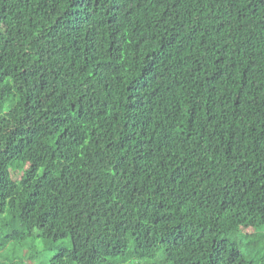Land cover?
Segmentation results:
<instances>
[{
  "label": "trees",
  "instance_id": "obj_1",
  "mask_svg": "<svg viewBox=\"0 0 264 264\" xmlns=\"http://www.w3.org/2000/svg\"><path fill=\"white\" fill-rule=\"evenodd\" d=\"M36 239L264 264V0H0V264Z\"/></svg>",
  "mask_w": 264,
  "mask_h": 264
},
{
  "label": "rangeland",
  "instance_id": "obj_2",
  "mask_svg": "<svg viewBox=\"0 0 264 264\" xmlns=\"http://www.w3.org/2000/svg\"><path fill=\"white\" fill-rule=\"evenodd\" d=\"M13 179L18 181L19 176L14 174ZM10 251H13L12 247ZM55 256V252L47 250L45 244L40 239H36L27 241L19 247L15 260L20 264H50Z\"/></svg>",
  "mask_w": 264,
  "mask_h": 264
}]
</instances>
